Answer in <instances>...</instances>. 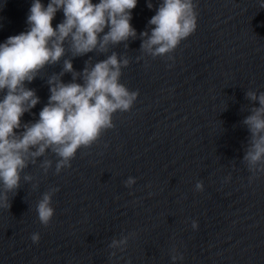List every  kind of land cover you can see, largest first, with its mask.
Instances as JSON below:
<instances>
[{
	"label": "water",
	"instance_id": "1",
	"mask_svg": "<svg viewBox=\"0 0 264 264\" xmlns=\"http://www.w3.org/2000/svg\"><path fill=\"white\" fill-rule=\"evenodd\" d=\"M160 2L149 9L137 0L135 39L82 56L65 42L60 60L25 82L40 100L22 123L39 119L47 81L66 59L80 73L113 52L126 57L120 82L138 96L129 111L113 113L114 127L77 150L71 167L56 173L58 157L46 150L23 170L10 207H0V264H264V171L253 173L243 159L251 140L243 121L259 107L246 93L264 92V0H193L196 30L153 57L139 34H150ZM32 3L0 0V43L28 30ZM63 19L58 10L53 27ZM52 188L54 215L45 226L36 205ZM125 236L126 246L110 247Z\"/></svg>",
	"mask_w": 264,
	"mask_h": 264
},
{
	"label": "clouds",
	"instance_id": "2",
	"mask_svg": "<svg viewBox=\"0 0 264 264\" xmlns=\"http://www.w3.org/2000/svg\"><path fill=\"white\" fill-rule=\"evenodd\" d=\"M136 5L137 0H49L45 6L42 0H33L26 21L28 30L0 43V92L4 93L0 99V207H10L8 193L17 192L21 173L36 157L51 150L58 157L56 173L71 167L79 148L92 145L104 130L114 127L113 113L131 109L138 91H130L120 82L121 69L129 60L113 52L91 66L86 62L80 73L73 69L71 60H64L62 71L47 81L50 95L39 119L21 120L40 100L25 82L31 83L46 65L57 63L65 54V42L73 56H82L135 39L137 31L130 21ZM147 7L153 8L152 0H147ZM58 10L63 11L64 19L54 28L52 20ZM148 25L154 27L150 34L149 30L139 34L145 37L141 49L153 57L173 51L197 28L193 0H162ZM65 72L72 73L67 83L61 79ZM246 95L259 101V107L243 121L251 133L243 159L255 173L264 171V92L257 95L248 91ZM51 165V160H45L42 167L47 171ZM24 179L32 177L25 175ZM134 183V177L125 181L129 187ZM195 187L203 190L202 181ZM56 191L52 188L43 193L36 205L39 221L45 226L54 215L51 200ZM192 226L198 227L195 220ZM31 239L39 242V233H33ZM127 240V236L113 239L110 247L126 246Z\"/></svg>",
	"mask_w": 264,
	"mask_h": 264
}]
</instances>
